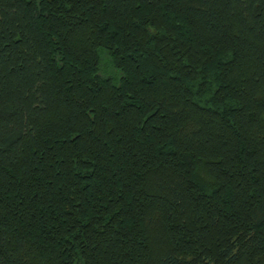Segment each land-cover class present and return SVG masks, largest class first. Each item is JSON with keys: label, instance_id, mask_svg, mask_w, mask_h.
Returning a JSON list of instances; mask_svg holds the SVG:
<instances>
[{"label": "trees", "instance_id": "1", "mask_svg": "<svg viewBox=\"0 0 264 264\" xmlns=\"http://www.w3.org/2000/svg\"><path fill=\"white\" fill-rule=\"evenodd\" d=\"M0 264H264V0H0Z\"/></svg>", "mask_w": 264, "mask_h": 264}]
</instances>
